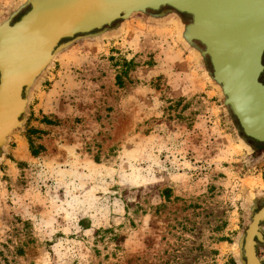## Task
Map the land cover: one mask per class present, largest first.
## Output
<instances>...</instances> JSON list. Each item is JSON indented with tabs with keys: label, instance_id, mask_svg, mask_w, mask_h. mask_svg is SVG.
Listing matches in <instances>:
<instances>
[{
	"label": "rangeland",
	"instance_id": "obj_1",
	"mask_svg": "<svg viewBox=\"0 0 264 264\" xmlns=\"http://www.w3.org/2000/svg\"><path fill=\"white\" fill-rule=\"evenodd\" d=\"M122 27L34 87L0 159V264H240L264 148L243 145L176 18Z\"/></svg>",
	"mask_w": 264,
	"mask_h": 264
},
{
	"label": "water",
	"instance_id": "obj_2",
	"mask_svg": "<svg viewBox=\"0 0 264 264\" xmlns=\"http://www.w3.org/2000/svg\"><path fill=\"white\" fill-rule=\"evenodd\" d=\"M136 14L179 20V39L221 86L239 139L253 152L264 148V0H26L0 22V157L9 135L24 129L30 85L47 72L52 54L117 32ZM261 201L253 198L250 223L237 240L240 264H264Z\"/></svg>",
	"mask_w": 264,
	"mask_h": 264
},
{
	"label": "bare ground",
	"instance_id": "obj_3",
	"mask_svg": "<svg viewBox=\"0 0 264 264\" xmlns=\"http://www.w3.org/2000/svg\"><path fill=\"white\" fill-rule=\"evenodd\" d=\"M26 2V0H23L22 2ZM134 16V15H133ZM132 16V17H133ZM131 17V18H132ZM131 18H129V19H131ZM171 18H176V17H174V16H171V17H169L168 19H162V20H154V21H156V22H162V21H167V20H169V19H171ZM128 19V20H129ZM177 19V18H176ZM178 20V19H177ZM126 21V20H125ZM124 22V21H123ZM123 22H121V25L123 26ZM178 23H179V33H180V35H181V26H180V22H179V20H178ZM120 27L119 29H122L123 27ZM106 35V34H105ZM105 35H103V36H105ZM85 40H87V39H85ZM182 41V40H181ZM184 41V40H183ZM182 41V42H183ZM184 43V42H183ZM70 47V45H64V46H62V47H60L54 54H52V57H51V59H50V61H49V64L46 66V68L47 69H49V67L51 66V64L53 63V61H54V59L59 55V54H61L62 52H64L65 50H67L68 48ZM190 51H192V50H190ZM193 52V51H192ZM193 53H195V52H193ZM196 54V53H195ZM197 55V54H196ZM197 57L199 58V60H200V62H201V59H200V57L197 55ZM207 74V73H206ZM39 82V81H38ZM212 83L218 88V90L220 91V94H221V96H222V99H223V91H222V89H221V86H218L215 82H213L212 81ZM37 84V83H36ZM36 84H34V83H32L31 85H30V89H29V91H28V95L26 96V98H27V100H28V103H29V98H30V95H31V93H32V91H33V89H34V87L36 86ZM214 86V87H215ZM215 87V88H216ZM224 98H225V96H224ZM19 130V129H18ZM15 131H17V130H15ZM15 131H13L10 135H9V137L7 138L8 140H7V142L3 145V151H5V147L7 146V144H8V142H9V138H10V136L12 135V134H14L15 133ZM241 133V135H243V133L242 132H240ZM20 141V140H19ZM249 142V141H248ZM251 142V141H250ZM249 142V143H250ZM243 143V142H242ZM19 148H20V153L21 154H23V153H26V150H27V148H26V145H25V143L24 142H22V140H21V142H19ZM245 147H248V146H246L245 144H243ZM253 145H255V144H253ZM249 149V151H252L253 152V150L252 149H250V148H248ZM18 153V152H17ZM20 153H18L17 155H21ZM4 155V154H3ZM16 155V156H17ZM24 155V154H23ZM23 155H21V156H23ZM3 158V156H1L0 157V159H2ZM255 196H253V198H254ZM253 198H252V200H253ZM237 254H239V250H238V244H237Z\"/></svg>",
	"mask_w": 264,
	"mask_h": 264
},
{
	"label": "flooded vegetation",
	"instance_id": "obj_4",
	"mask_svg": "<svg viewBox=\"0 0 264 264\" xmlns=\"http://www.w3.org/2000/svg\"><path fill=\"white\" fill-rule=\"evenodd\" d=\"M259 148H261V147H259Z\"/></svg>",
	"mask_w": 264,
	"mask_h": 264
},
{
	"label": "trees",
	"instance_id": "obj_5",
	"mask_svg": "<svg viewBox=\"0 0 264 264\" xmlns=\"http://www.w3.org/2000/svg\"><path fill=\"white\" fill-rule=\"evenodd\" d=\"M32 145V144H31Z\"/></svg>",
	"mask_w": 264,
	"mask_h": 264
}]
</instances>
